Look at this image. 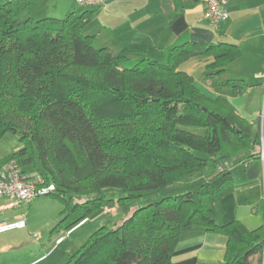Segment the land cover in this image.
<instances>
[{"label": "trees", "instance_id": "trees-1", "mask_svg": "<svg viewBox=\"0 0 264 264\" xmlns=\"http://www.w3.org/2000/svg\"><path fill=\"white\" fill-rule=\"evenodd\" d=\"M32 2L0 4V139L18 134L21 147L9 160L54 186L48 195L64 205L56 230L69 232L105 205L122 214L66 264H172L180 235L193 228L226 237L223 264H264V226L217 223V203L232 191L231 162L260 159L264 131L178 70L212 56L206 77L217 79L240 49L185 42L168 47L162 62L131 60L83 33L98 8L37 19ZM166 188L176 192L143 197ZM108 189L121 192L115 204Z\"/></svg>", "mask_w": 264, "mask_h": 264}, {"label": "crops", "instance_id": "crops-1", "mask_svg": "<svg viewBox=\"0 0 264 264\" xmlns=\"http://www.w3.org/2000/svg\"><path fill=\"white\" fill-rule=\"evenodd\" d=\"M6 1L0 0V4ZM40 1L34 0L29 8L35 9ZM225 7L227 19L212 29L204 19V0H105V7L95 10L83 33L94 37L95 47H106L131 60L149 58L162 62L168 47L185 42L237 46L240 56L217 79L206 77L212 56L192 57L181 63L178 70L191 77L203 95L211 99L225 97L247 122L264 131V0H226ZM79 9L83 10L80 6ZM65 12H71L70 6ZM226 82L229 83L218 86ZM229 167L232 191L217 203L218 225L239 221L249 230L264 226V160L244 166L240 157ZM20 205L10 207L9 201L1 198L0 213ZM20 220L14 215L10 223ZM20 229L23 228L13 230ZM8 232L0 233V240ZM225 245L226 237L220 233L189 229L180 235L171 261L223 264ZM0 250L6 251V247L0 246ZM256 260L254 257L253 262Z\"/></svg>", "mask_w": 264, "mask_h": 264}, {"label": "rangeland", "instance_id": "rangeland-1", "mask_svg": "<svg viewBox=\"0 0 264 264\" xmlns=\"http://www.w3.org/2000/svg\"><path fill=\"white\" fill-rule=\"evenodd\" d=\"M69 6L73 12L80 11L79 6L74 4V0H42L38 2L35 9L31 8V12L37 19L44 16L61 19L69 13L65 12ZM20 147L19 135L6 133L0 139V166L5 164ZM33 151L35 164L39 166L35 149ZM26 170L30 174L34 172L33 166L27 167ZM175 192V189L166 188L145 192L143 197L157 201ZM104 195L107 200H113L115 204L117 198L121 197V192L108 189ZM85 200H75L74 203H83ZM63 208L64 205L60 201L46 195L35 199L30 204H21L14 210L0 213V221H5L7 224L12 222L14 215L24 222L23 229L9 231L4 240H0V246L6 247V251L0 250V264H66L70 255L79 249L93 232L104 225L112 227L122 218L121 213L114 214L113 208L108 209L109 207L105 205L89 216L84 225L67 233L64 229H55L61 217L59 213ZM57 239L60 241L56 242Z\"/></svg>", "mask_w": 264, "mask_h": 264}, {"label": "built area", "instance_id": "built-area-1", "mask_svg": "<svg viewBox=\"0 0 264 264\" xmlns=\"http://www.w3.org/2000/svg\"><path fill=\"white\" fill-rule=\"evenodd\" d=\"M76 3L83 8H104L105 0H76ZM226 0H204V19L212 29L227 19L228 12L225 7ZM260 160H264L263 147L260 148ZM54 191V186L46 184L39 174H24L19 168L15 159L9 160L0 166V199L6 198L9 206L30 204L35 199L46 196ZM24 222L0 223V233L16 228H23ZM60 240H57L59 242ZM261 256L264 261V238L261 249Z\"/></svg>", "mask_w": 264, "mask_h": 264}, {"label": "clouds", "instance_id": "clouds-1", "mask_svg": "<svg viewBox=\"0 0 264 264\" xmlns=\"http://www.w3.org/2000/svg\"><path fill=\"white\" fill-rule=\"evenodd\" d=\"M83 223V222H82ZM80 225V224H79Z\"/></svg>", "mask_w": 264, "mask_h": 264}]
</instances>
